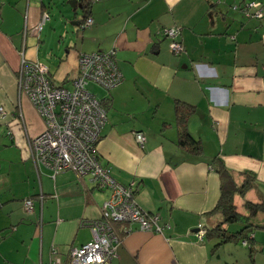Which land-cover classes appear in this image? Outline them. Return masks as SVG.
Listing matches in <instances>:
<instances>
[{"label":"crops","instance_id":"1","mask_svg":"<svg viewBox=\"0 0 264 264\" xmlns=\"http://www.w3.org/2000/svg\"><path fill=\"white\" fill-rule=\"evenodd\" d=\"M243 1L93 0V22L82 28L81 1L68 0L71 32L48 48L41 28L51 7L44 0H0V104L9 111L0 124V264H48L55 257L68 264L71 248L92 239L83 222L99 218L109 196L88 176L35 165L27 138L45 125L17 84L23 55L45 63L54 83L71 87L81 53L113 48L123 81L103 91L87 86L107 111L99 158L117 180L134 182L140 206L169 225L162 232L132 225L111 264H264V235L260 244L254 233V259L232 242L213 250L216 241L200 237V229L220 219L209 213L220 197L215 158L238 181L250 172L251 197H264V15L233 8ZM171 26L181 28L178 55L163 34ZM58 28L55 21L48 34ZM176 100L196 106L189 131L202 140L201 153L178 143ZM135 131L146 135L143 147ZM28 198L32 211L24 207Z\"/></svg>","mask_w":264,"mask_h":264},{"label":"built area","instance_id":"2","mask_svg":"<svg viewBox=\"0 0 264 264\" xmlns=\"http://www.w3.org/2000/svg\"><path fill=\"white\" fill-rule=\"evenodd\" d=\"M248 7L252 15L261 18L264 9L259 1ZM49 17L43 15V22ZM93 22L86 19L81 27ZM169 46L176 55L184 51L180 40L181 28L171 26L163 30ZM48 66L39 60L22 58L17 84L28 96L32 105L44 121V129L38 135L27 138V145L35 165L45 163L58 172L73 170L80 180L88 176L100 190H108L109 196L100 207L101 216L88 219L83 224L91 227L92 239L70 250L68 264H111L117 256V247L123 236L116 223L127 224L124 232L132 225L148 231L162 232L160 214L144 210L137 201L135 183L124 184L117 180L109 165L99 158L98 142L107 120L106 108L89 89V82H96L110 89L124 79L116 60V49L109 51L83 52L79 55L78 68L70 81L72 86L57 85L49 76ZM9 115L5 105L0 104V124ZM137 142L143 147L147 140L142 131H135ZM26 211H32L34 201H24ZM202 238L205 229H200ZM246 244V241H244ZM53 253L57 249L53 248ZM48 264H64L55 257Z\"/></svg>","mask_w":264,"mask_h":264},{"label":"trees","instance_id":"3","mask_svg":"<svg viewBox=\"0 0 264 264\" xmlns=\"http://www.w3.org/2000/svg\"><path fill=\"white\" fill-rule=\"evenodd\" d=\"M252 1H259L263 7L261 0H244L241 4H234L233 8L242 9L246 15L255 17L252 15L253 10L248 7V4ZM92 2L93 0H81L83 15L80 25L90 18ZM101 103L105 107L103 100H101ZM195 112L196 106L194 104L184 100H176L175 113L179 128L178 143L186 150L201 153L203 151L202 140L195 138L189 131V120ZM212 164H214L215 170L220 175L221 186L218 202L209 213L218 214L220 219L213 226H204L203 229L206 232L202 238L206 237L209 240L214 239L216 241L213 250L224 243L232 241H243L244 243L246 241L250 258L254 259L256 252L259 251L256 247L254 233L257 229H264V197H251L250 195L251 191L256 188L255 176L245 171L242 173V180L238 181L220 159L215 158ZM239 197L242 198L240 204L237 199ZM119 224L122 223H116V226L123 236L126 232L119 228ZM228 224H239L241 228L236 231H229L227 229Z\"/></svg>","mask_w":264,"mask_h":264},{"label":"rangeland","instance_id":"4","mask_svg":"<svg viewBox=\"0 0 264 264\" xmlns=\"http://www.w3.org/2000/svg\"><path fill=\"white\" fill-rule=\"evenodd\" d=\"M44 1L49 7H51V9L49 10L51 18L49 19L50 21H48V23H46L44 25L42 24L41 30L42 29H44V30H42L41 33L43 35V38L47 39V45H48L47 47L48 48H50V42L51 41H53V43H54L53 47L57 48L56 47V41L59 38V35L62 34V33L66 35L67 32L68 33L71 32L72 26H71L70 22L67 21L66 19H64V15H66V12H65L64 8L67 9V8H70V7H69V4H68V0H62V1H60V0H50V1L49 0H44ZM55 21L58 22V27H62V28L61 29L58 28V34H55V35H53V34L51 35L50 34L49 35L48 32L52 28V25H53V23ZM45 36L49 37V38H45ZM41 56H42V58L51 59L49 56H47L45 50L41 51ZM95 84L93 85V83L89 82V84L87 86L91 90L92 89H97V90H100V91L107 90V88L103 87L102 85L97 84V83H95ZM98 96H100V94H98ZM237 199H238V203L240 204L242 198L239 197ZM240 228H241V225H239V224H228L227 225V229L229 231H236V230H238ZM255 233H257V237H256L257 241H259L260 244H261V241H263L261 236L264 235L263 231L261 229L260 230L257 229V230H255ZM231 245L232 246L235 245L236 249L246 252L245 254H248V252H249L248 247L243 245V241L242 242L241 241H232Z\"/></svg>","mask_w":264,"mask_h":264},{"label":"water","instance_id":"5","mask_svg":"<svg viewBox=\"0 0 264 264\" xmlns=\"http://www.w3.org/2000/svg\"><path fill=\"white\" fill-rule=\"evenodd\" d=\"M77 1H78V0H74V3H77ZM80 1H81V0H80ZM78 5H79V7H80V8H82V7H83V5H82V3H81V2H79V3H78ZM72 6H73L74 8L76 7V5H75V4H73V3H72Z\"/></svg>","mask_w":264,"mask_h":264}]
</instances>
